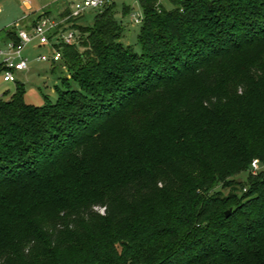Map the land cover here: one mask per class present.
<instances>
[{
	"label": "trees",
	"instance_id": "obj_1",
	"mask_svg": "<svg viewBox=\"0 0 264 264\" xmlns=\"http://www.w3.org/2000/svg\"><path fill=\"white\" fill-rule=\"evenodd\" d=\"M139 1L140 52L114 3L55 102L0 95V264H264V0Z\"/></svg>",
	"mask_w": 264,
	"mask_h": 264
},
{
	"label": "rangeland",
	"instance_id": "obj_2",
	"mask_svg": "<svg viewBox=\"0 0 264 264\" xmlns=\"http://www.w3.org/2000/svg\"><path fill=\"white\" fill-rule=\"evenodd\" d=\"M27 0H0V47L5 46L6 30L12 28L16 22L20 24H31L30 18H23L24 14L30 13L25 5ZM32 5L37 8L39 5H45V10L49 11L51 17H58L59 11L65 2L71 0H29ZM163 6L170 10L173 8L171 0H160ZM116 18L125 25V31L121 38V42L124 45H131L137 52L141 51V46L138 41V33L140 30V23H134L132 21V14H144L143 8L139 0H116ZM126 5L130 8L128 14L122 13L123 6ZM97 10L89 9L85 16L77 20L76 24L81 27H92L94 24V18L97 14ZM28 31H32V26H24ZM86 34V33H84ZM85 46L81 45L79 50L82 52L85 50ZM53 52L52 45H39L38 39L31 41L25 50L23 56L29 60V69L25 71H17L15 74L18 77L17 82H23L25 86V101L35 106H44L47 102H55L58 98L59 90L63 89V78L70 79L71 72L67 62L63 59L54 63L52 59L48 61H41L38 59L39 56L47 55L51 58ZM17 83L5 82L3 80V74L0 72V95L4 92L6 99H11ZM72 88L78 89L79 86L74 81H71ZM104 140V139H103ZM102 140V141H103ZM251 162L248 173L258 174L264 171V164L259 163L258 168H253ZM259 160V159H258ZM247 172L241 173L237 178L241 177L247 179ZM217 190L224 191L225 195L229 197H235L233 195L240 196V193L235 191L233 188L225 189L221 185L217 186ZM239 199V198H238ZM236 202H231L229 205H233ZM104 208L98 206L96 210L103 213ZM232 209L228 207L227 210ZM226 210V211H227Z\"/></svg>",
	"mask_w": 264,
	"mask_h": 264
},
{
	"label": "built area",
	"instance_id": "obj_3",
	"mask_svg": "<svg viewBox=\"0 0 264 264\" xmlns=\"http://www.w3.org/2000/svg\"><path fill=\"white\" fill-rule=\"evenodd\" d=\"M160 1V0H158ZM116 3V0H72L70 6L64 10L63 15L53 18L50 15L42 14L32 26V31L25 28L18 30V40L10 39L5 46L0 47L1 73L5 82L17 83V71L29 69V60L23 56L25 47L38 39L39 45H52L53 52L51 58L47 55L39 56L41 61L52 59L54 63L63 60L62 47L65 45H76L80 47L84 33L77 20L85 16L89 9L101 11L106 7ZM134 23H141L143 14H132ZM259 160L255 159L252 163L253 168H258Z\"/></svg>",
	"mask_w": 264,
	"mask_h": 264
},
{
	"label": "crops",
	"instance_id": "obj_4",
	"mask_svg": "<svg viewBox=\"0 0 264 264\" xmlns=\"http://www.w3.org/2000/svg\"><path fill=\"white\" fill-rule=\"evenodd\" d=\"M72 1V0H71ZM71 1L69 2H65L62 6V9L59 11L58 13V17H60L61 15H63V12L65 9H67L69 6H70V3ZM25 5L27 6V9L30 11V13H27V14H24L25 16H23V18H30L32 21L30 22L31 24H20L18 22L15 23V25L12 27L14 28V30L16 31V33H18V30H20L21 28H25L24 26L27 25V26H33V24L35 23V21L37 19L40 18V16L42 14H47V15H50L49 14V11H46L45 10V5H38L37 8H35L33 5H32V2H30L29 0H27L25 2ZM58 17H53V18H58ZM26 29V28H25ZM5 43H7L9 41V39L7 38V36L5 37ZM9 83V82H8Z\"/></svg>",
	"mask_w": 264,
	"mask_h": 264
},
{
	"label": "water",
	"instance_id": "obj_5",
	"mask_svg": "<svg viewBox=\"0 0 264 264\" xmlns=\"http://www.w3.org/2000/svg\"><path fill=\"white\" fill-rule=\"evenodd\" d=\"M230 212H231V209L227 210L226 211V214L229 216L230 215Z\"/></svg>",
	"mask_w": 264,
	"mask_h": 264
}]
</instances>
